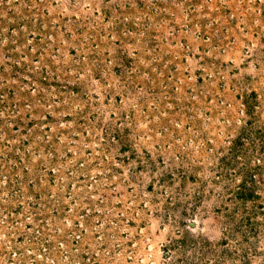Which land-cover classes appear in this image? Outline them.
<instances>
[{
	"label": "rangeland",
	"instance_id": "374dc122",
	"mask_svg": "<svg viewBox=\"0 0 264 264\" xmlns=\"http://www.w3.org/2000/svg\"><path fill=\"white\" fill-rule=\"evenodd\" d=\"M0 264H264V0H0Z\"/></svg>",
	"mask_w": 264,
	"mask_h": 264
}]
</instances>
